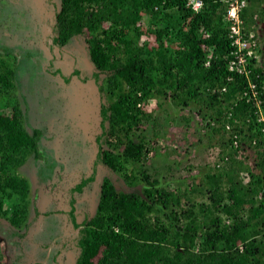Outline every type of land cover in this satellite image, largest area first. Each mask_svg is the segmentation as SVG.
<instances>
[{"label":"trees","instance_id":"obj_1","mask_svg":"<svg viewBox=\"0 0 264 264\" xmlns=\"http://www.w3.org/2000/svg\"><path fill=\"white\" fill-rule=\"evenodd\" d=\"M201 1L194 12L186 0H59L55 39L65 43L86 34L90 64L104 73L95 156L109 173H123L129 184L103 179L95 211L76 237L75 264H264V131L252 100L241 96L248 78L228 71L222 57L231 49L228 0ZM246 1L240 14L254 29V15L263 19L264 9L256 8V0ZM9 52L18 59L14 51L0 49V217L19 228L26 223L30 184L18 169L29 155L47 167L51 163L40 129L26 118L27 106L10 98L19 73L4 58ZM250 79L264 116V59L252 67ZM162 96L183 105L202 101L206 107L196 112L208 139L217 136L225 164L219 173H201L198 187L186 182L181 191L144 169L145 185L131 186L127 164L140 160L150 150L146 143L162 135L144 106ZM149 122L134 140V131ZM238 155L251 159L245 184L233 167ZM221 175L228 182L223 188ZM86 180L80 179L76 189ZM188 188L206 194L207 201L193 202Z\"/></svg>","mask_w":264,"mask_h":264},{"label":"rangeland","instance_id":"obj_2","mask_svg":"<svg viewBox=\"0 0 264 264\" xmlns=\"http://www.w3.org/2000/svg\"><path fill=\"white\" fill-rule=\"evenodd\" d=\"M245 2L248 4L246 0ZM256 4H258L256 8L264 9V0H256ZM26 7L28 6L23 4V0H0V49L12 50L18 59L19 57L22 59L18 61L12 52L3 53L9 65L18 67L17 72L19 73L16 85L12 89L13 97L10 98L18 99L22 108L27 106L26 118L31 125L40 129L42 134L40 141L44 144L45 153L49 155L48 160L51 163V166L47 167L33 160L29 155L18 169V172L30 184V204L26 221H30L32 226L41 209L51 210L53 208L49 203L44 206L47 196L44 191L37 190L40 183L44 187L54 182L62 185L71 184L78 180L77 171L82 169L86 172L85 176L93 175L94 181L90 183L88 189L91 188L90 193L94 199L98 196L99 186L106 176L119 178L124 186L129 184L125 183L123 173L119 171L109 173L111 170L103 164L95 165L94 173H92V168L89 169L97 148L93 131L99 127L97 124L99 122L98 107L97 105L95 107L91 100L84 103L85 107H83L82 102L86 101V98H78L82 95L78 94L77 87L75 89L78 92L60 83V79L45 73L44 61L40 53L41 44L38 39L44 28L41 30L35 27L37 20L34 19L36 11L34 6L30 3L33 13ZM254 18L256 23L253 28L256 30L257 20L258 22L264 21V17L260 19L259 16L254 15ZM246 24L245 22L246 29L250 28ZM142 30H145L144 27ZM85 35L82 34V36ZM144 107L155 115L156 124L154 126L159 128V133L162 135L153 137L146 143L150 150L140 160L127 164V174L133 180L131 186L141 189L145 185L141 179L143 169L157 176L161 184L167 182L172 187L178 186L181 191L186 188V182L188 186L198 187L202 182L199 175L204 171L221 172L225 161L221 159V148L215 139L217 136L208 139L201 115L196 112L199 107H202V111L206 110L202 101L191 100L183 105L172 101L167 96H162L148 99ZM149 126H151L150 122L141 125L131 137L137 140V136L146 131ZM250 161L251 159L238 155L233 164V167L237 168V177L244 184L248 182L247 170L251 167ZM218 181L221 188L228 185L225 175H221ZM41 188H43L42 185ZM116 189H119L118 186ZM186 191L195 203L207 201L206 194L202 192L192 194L189 188ZM84 195L81 194V196ZM185 197L182 200H185ZM34 202L39 207H36V210ZM81 205L86 206L87 204L84 201ZM50 220H52L51 217L47 218L46 222L44 221L45 226L42 232L52 233L58 219L56 222H50ZM24 227L25 223L19 227L18 233L20 234H18L5 218L0 217V264H8L10 248H12L8 242L17 243ZM38 234L40 231L35 233L36 236ZM25 239H28L27 235L21 237L22 244H28ZM48 241L46 238L43 242ZM43 257L42 253L34 251V262H40ZM41 263L44 264V262Z\"/></svg>","mask_w":264,"mask_h":264},{"label":"flooded vegetation","instance_id":"obj_3","mask_svg":"<svg viewBox=\"0 0 264 264\" xmlns=\"http://www.w3.org/2000/svg\"><path fill=\"white\" fill-rule=\"evenodd\" d=\"M30 3L36 10L34 13V19L37 20L35 27L41 30L44 28L41 37L38 39L41 44L40 53L44 61L45 73L58 78V80L60 79V83L65 86L73 89L77 87L78 94L82 95L78 98H86V101L82 102L83 107H85L84 103L90 102V100L95 107L96 105L97 107L100 106L105 95V92L100 88L104 73L90 64L87 52L88 43L85 36L77 34L65 43L59 42L58 39H55L57 34L54 32L55 14L59 9V0H23V4L28 6L26 8H29L33 13ZM77 89H75L76 92H78ZM66 112H68L67 108ZM97 116L99 119V113H97ZM99 123L100 121L97 124L99 125ZM93 132H95L94 137L96 138L100 133V127ZM100 139L102 140L103 137ZM95 155L96 150L93 163L89 165V169L92 168V173H94L95 165H102ZM77 172L76 177L78 180L74 183L62 185L59 182H54L53 184H46L45 187L41 183L38 185L37 190L44 191L47 196L44 206L49 203L53 208L51 210L41 209L37 213L35 223L32 226L30 221H26L25 227L21 231L22 235L17 239L18 242H8L12 247L8 246L11 249L8 264H42L41 262H44V264H75L77 254L76 237L83 227L82 223L93 215L97 200V197L94 199L93 195L91 196V188L88 189L90 183L94 181L93 175L90 174L89 176L92 177L88 179L84 170L81 169ZM82 178L87 179L86 182L80 189H76V185ZM41 185L43 188H41ZM85 193L86 195H84ZM81 194L84 196H81ZM84 201L87 204L86 206L81 205V202L84 203ZM35 204L34 202L36 210L38 206L37 204L35 206ZM49 217L52 218L50 222H56V219H58L55 228L52 229V233L42 232L46 219ZM14 229L17 233L20 231V228ZM39 231L40 234L36 236L35 233ZM24 235L28 236V239H25L28 244H22L20 240ZM46 238L49 241L43 242ZM36 250L44 256L38 263L34 262L35 259L33 258V253Z\"/></svg>","mask_w":264,"mask_h":264},{"label":"built area","instance_id":"obj_4","mask_svg":"<svg viewBox=\"0 0 264 264\" xmlns=\"http://www.w3.org/2000/svg\"><path fill=\"white\" fill-rule=\"evenodd\" d=\"M185 5L194 12L199 11L202 7L201 0H186ZM246 5L245 0H228L226 8V18L229 21L228 26V39L230 41L231 49L224 53L222 57L227 59L226 67L228 71H234L244 75L248 78V88L244 89L241 96H248L252 100L253 106L258 113V121L261 122L262 130L264 131V116L262 114L261 105L262 100L259 96V92L256 89L255 83L250 79L252 73V67L260 58V39L256 31L252 28L246 29L243 18L241 17V10ZM208 64V60L206 61ZM261 89H264V80L261 85ZM216 90H225V88H213L211 92ZM231 115V113H228ZM228 115V116H229ZM235 120V118H234ZM231 126L229 122L224 123V129L232 134L230 130ZM233 145H237L236 135L232 134Z\"/></svg>","mask_w":264,"mask_h":264},{"label":"water","instance_id":"obj_5","mask_svg":"<svg viewBox=\"0 0 264 264\" xmlns=\"http://www.w3.org/2000/svg\"><path fill=\"white\" fill-rule=\"evenodd\" d=\"M256 32L258 37L261 39V53L259 60L264 59V21L257 20Z\"/></svg>","mask_w":264,"mask_h":264},{"label":"clouds","instance_id":"obj_6","mask_svg":"<svg viewBox=\"0 0 264 264\" xmlns=\"http://www.w3.org/2000/svg\"><path fill=\"white\" fill-rule=\"evenodd\" d=\"M255 30V29H254ZM256 31V30H255ZM257 33V32H256ZM260 42H261V40H260ZM260 53H261V45H260Z\"/></svg>","mask_w":264,"mask_h":264}]
</instances>
